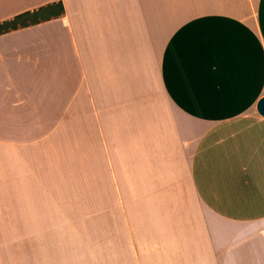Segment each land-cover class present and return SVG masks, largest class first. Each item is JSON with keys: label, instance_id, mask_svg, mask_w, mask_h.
Returning a JSON list of instances; mask_svg holds the SVG:
<instances>
[{"label": "crops", "instance_id": "0c3cea01", "mask_svg": "<svg viewBox=\"0 0 264 264\" xmlns=\"http://www.w3.org/2000/svg\"><path fill=\"white\" fill-rule=\"evenodd\" d=\"M56 3L0 34V264H90L107 216L117 264H264V0H0V23Z\"/></svg>", "mask_w": 264, "mask_h": 264}, {"label": "rangeland", "instance_id": "374dc122", "mask_svg": "<svg viewBox=\"0 0 264 264\" xmlns=\"http://www.w3.org/2000/svg\"><path fill=\"white\" fill-rule=\"evenodd\" d=\"M89 240L90 264H117V216L91 218Z\"/></svg>", "mask_w": 264, "mask_h": 264}, {"label": "trees", "instance_id": "16d2710c", "mask_svg": "<svg viewBox=\"0 0 264 264\" xmlns=\"http://www.w3.org/2000/svg\"><path fill=\"white\" fill-rule=\"evenodd\" d=\"M61 13L62 8L59 3L49 4L44 7H39L36 10L23 12L9 20L1 22L0 34L15 30L17 28L34 25L46 21L52 17H58L61 15Z\"/></svg>", "mask_w": 264, "mask_h": 264}, {"label": "water", "instance_id": "95a60500", "mask_svg": "<svg viewBox=\"0 0 264 264\" xmlns=\"http://www.w3.org/2000/svg\"><path fill=\"white\" fill-rule=\"evenodd\" d=\"M255 110H256L257 114L264 117V97L260 98L257 101L256 106H255Z\"/></svg>", "mask_w": 264, "mask_h": 264}]
</instances>
